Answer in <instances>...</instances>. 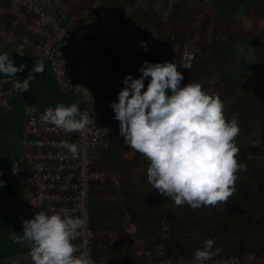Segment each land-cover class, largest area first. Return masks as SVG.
<instances>
[{"label":"crops","instance_id":"obj_1","mask_svg":"<svg viewBox=\"0 0 264 264\" xmlns=\"http://www.w3.org/2000/svg\"><path fill=\"white\" fill-rule=\"evenodd\" d=\"M25 1L0 0V54L8 52L16 67L26 65L23 72L13 77L14 82L27 79L35 62L41 60L37 56L18 55V37H26L34 45L43 40L50 47H61L47 31L36 30V20L26 13ZM40 1L51 10L61 3L62 24L73 32L80 29L93 2ZM101 8L106 11V18H93L91 51L93 60L106 65L107 70L122 73L141 67L145 61L173 62L184 76L182 86L198 82L209 94L224 96L229 91L226 83L237 82L236 78L244 79L248 73L264 67V0H103ZM116 22L123 25V31H110ZM133 26L138 29L136 38L130 31ZM7 33L13 34V40L7 38ZM141 42L148 51L140 46ZM241 44V50L248 54L245 57L250 59L248 63L234 56V49L239 50ZM31 50L29 46L28 52ZM183 52L192 55L190 71L179 66ZM43 62L45 72L34 73L36 80L30 83L24 101L39 110L47 106L55 108L59 102L79 105L75 95L62 93L50 65L46 60ZM149 82L150 78L144 90ZM122 89L108 94V105L118 102ZM232 94L229 91V97ZM229 97H226L228 104ZM22 106L15 98L0 99V170L20 156ZM109 143L108 149L96 150L93 164L95 169L107 173L108 178L90 185L95 264H147L144 251L155 249H163L171 258L194 257L207 239H213L215 248L222 249L223 238L213 235L220 218L217 212L222 209L202 206L193 210L188 205L178 207L171 199L166 203L147 181L149 161L131 151L120 135V128L109 137ZM112 179L119 183L118 188L113 186ZM12 196L10 187L0 190V202ZM162 223L167 232L163 231ZM23 232L22 223L0 216V263L17 261L29 253V244L13 241L14 234ZM251 259L241 257L239 264H253Z\"/></svg>","mask_w":264,"mask_h":264},{"label":"clouds","instance_id":"obj_2","mask_svg":"<svg viewBox=\"0 0 264 264\" xmlns=\"http://www.w3.org/2000/svg\"><path fill=\"white\" fill-rule=\"evenodd\" d=\"M140 46L149 50L144 42ZM43 60L35 62L27 79L14 83L16 93L28 92L30 83L36 80L34 73L45 72ZM25 67L14 66L8 52L0 54V74L17 77ZM139 72L140 78H124L118 102L110 107L125 144L149 161L148 183L178 207L188 205L195 210L227 203L236 191L237 173L247 169L237 159L238 120H228L224 101L218 94L204 91L201 83L192 81L182 86L184 76L176 63L145 61ZM40 120L68 133L83 132L95 123L77 103L66 106L63 102L46 108ZM60 146L73 157L78 155L76 143L61 141ZM18 168L13 165L14 175ZM22 224L23 235L14 234L13 241L29 244L33 264H95L90 254L74 243L86 231L87 222L68 209L51 215L41 210ZM220 251L213 239H207L202 249L195 251L194 259L197 264H206Z\"/></svg>","mask_w":264,"mask_h":264},{"label":"built area","instance_id":"obj_3","mask_svg":"<svg viewBox=\"0 0 264 264\" xmlns=\"http://www.w3.org/2000/svg\"><path fill=\"white\" fill-rule=\"evenodd\" d=\"M203 1V0H199ZM103 0H93L86 11L85 21L76 32L63 26L64 9L58 3L55 10L46 9L40 0H26L25 11L36 20L35 28L39 33L47 31L61 47H50L45 41L34 45L26 37H18L16 53L26 58L37 56L46 60L53 72L55 82L62 93L75 95L79 101L80 111L94 117L95 123L83 132L68 133L50 124L42 123L40 116L46 108L39 110L25 102V92L16 93L13 88L14 78L0 76V99H18L23 103V133L20 138L21 153L15 160L5 164L0 170V181L4 187H10L11 198L6 197L0 202V216H5L22 223L33 219L41 211L49 215L60 209H68L70 214L81 217L86 222V231L74 243L81 251L89 253L94 260V233L91 228L90 185L103 181L108 174L93 167L97 149H108L109 137L119 130V121L115 112L108 105V94L116 88H122L127 75L140 78V67L122 73L106 69V65L95 62L92 57V23L94 16L106 18L102 7ZM123 31L122 24L116 22L110 31ZM135 38L137 27L130 28ZM7 38L13 40V34L7 33ZM224 39V38H223ZM222 39V40H223ZM219 40V39H216ZM153 42H156L154 40ZM32 50L28 52V47ZM192 55L189 52L180 54L179 65L183 70H189ZM146 82V80H145ZM61 141L78 145V155L73 157ZM19 166L18 173L13 174V165ZM112 184L119 183L112 179ZM156 190V189H155ZM157 191V190H156ZM158 192V191H157ZM159 193V192H158ZM160 194V193H159ZM167 203V198L160 194ZM163 231L167 232L162 223ZM147 264H197L194 257L176 256L171 258L163 249L145 250ZM79 255V253H77ZM264 261V259H262ZM236 255L217 256L206 264H239ZM0 264H33L28 254L17 261H1Z\"/></svg>","mask_w":264,"mask_h":264},{"label":"trees","instance_id":"obj_4","mask_svg":"<svg viewBox=\"0 0 264 264\" xmlns=\"http://www.w3.org/2000/svg\"><path fill=\"white\" fill-rule=\"evenodd\" d=\"M222 76L228 77L227 75ZM245 79L247 80L248 77L245 76L243 81L236 85L229 78L227 80L231 83L226 84L229 91H235V89L245 91L252 88V93L243 97V99L246 100L245 102L248 103L250 109H255L256 120L260 123L257 131L260 130L261 133L253 140L257 144L247 146V148L241 147L235 139V143L240 150L237 157L238 162L246 164L247 169L237 173L236 191L227 203H224V209L217 212L220 218L216 221L213 230L215 237H222L225 240H227L225 234L229 230H234L232 234L237 239L247 240L253 237L256 239V245L251 249L248 248L249 251H245L241 243H234V250L239 258L249 253L256 257L264 256V166L262 162L256 160H261L264 155V69L252 78L253 83L248 84ZM229 91L228 93L225 92L224 96H220L225 105H227L226 97H229ZM239 102L235 101L234 103L236 105ZM230 112L233 113V111ZM225 116L228 117L227 113H225ZM244 118L245 116L243 118L238 117V122L240 128L243 127L247 130ZM251 156H253L252 160L249 159Z\"/></svg>","mask_w":264,"mask_h":264},{"label":"rangeland","instance_id":"obj_5","mask_svg":"<svg viewBox=\"0 0 264 264\" xmlns=\"http://www.w3.org/2000/svg\"><path fill=\"white\" fill-rule=\"evenodd\" d=\"M242 48H243V44H241L239 46V50L238 49L237 50L234 49V52L233 51L232 52L234 53V56L237 59H239V60L243 59V61H247V63H248L250 61V59L247 60L245 55L248 56V54L245 53L244 50H241ZM254 58H255V56H254ZM251 61L255 62V59H252ZM263 69H264V67H262L260 69H257V71L255 69L252 73H248V76H247L248 79L247 80L245 79L247 81V83L248 84L253 83L252 78H254V76H256V74H257L256 72L259 71L261 73V71ZM236 71H238V70L236 69ZM236 79H237L236 80L237 82H235L236 85L240 84L241 81H243V79H240V78H236ZM240 90H237V89H235V91L232 90L233 94L229 97L230 102H229V104L227 103V105H226L225 113H227L228 117H226V118L228 120H231L233 118H236L238 120V117L243 118V116H245L244 122L246 123L247 130L244 129L243 127H241L240 128L241 129L240 133L235 139L237 141V144L241 145V147H246L247 148V146L256 145L257 144L255 142H253V140L260 135L261 131L260 130L257 131V129L260 126V123H258V121L256 120V117H255L256 111H255V109H250L249 106L247 105L248 103L246 104V102H245L246 100L243 99V97L248 96V95H250L252 93V88H251V90H245L247 92V94H246L245 91H243V90L240 91ZM235 101H240V102L235 105V103H234ZM234 107H235V111H234ZM230 111H233V113H231ZM249 159L252 160L253 156H251ZM256 160L262 162V165L264 166V155H263V158L261 160H258V159H256ZM220 205H221V208H220L219 205L216 206L215 208H217L218 210H220V209L223 210L224 209V203H222ZM233 231L234 230H229L227 232V234H225L227 240L221 239V242L223 243V246L221 247L222 249H221L219 255H221V256L222 255H224V256L236 255V252L234 250V243H236V242L237 243H241L244 246L243 249L245 251L248 250V248L251 249L252 247H254V245H256L255 242H257V241H256V239L254 237L253 238H249L247 240L239 239V238L237 239L232 234ZM243 257L244 258L251 257L253 259V262H252L253 264H264V261L262 260V259H264L263 255H260V256L256 257L255 255L249 253V254L244 255Z\"/></svg>","mask_w":264,"mask_h":264}]
</instances>
